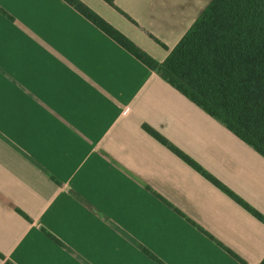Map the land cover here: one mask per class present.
<instances>
[{"label":"crops","instance_id":"obj_1","mask_svg":"<svg viewBox=\"0 0 264 264\" xmlns=\"http://www.w3.org/2000/svg\"><path fill=\"white\" fill-rule=\"evenodd\" d=\"M163 62L211 0H79ZM264 157L65 0H0V264H259ZM231 251L244 263L237 260Z\"/></svg>","mask_w":264,"mask_h":264},{"label":"trees","instance_id":"obj_2","mask_svg":"<svg viewBox=\"0 0 264 264\" xmlns=\"http://www.w3.org/2000/svg\"><path fill=\"white\" fill-rule=\"evenodd\" d=\"M65 1L264 157V0H211L163 62L81 1ZM104 1L114 5V0ZM143 127L264 224V215L161 135Z\"/></svg>","mask_w":264,"mask_h":264}]
</instances>
